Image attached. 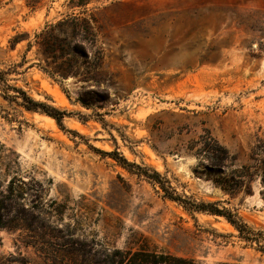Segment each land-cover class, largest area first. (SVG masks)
Wrapping results in <instances>:
<instances>
[{
	"label": "rangeland",
	"instance_id": "obj_1",
	"mask_svg": "<svg viewBox=\"0 0 264 264\" xmlns=\"http://www.w3.org/2000/svg\"><path fill=\"white\" fill-rule=\"evenodd\" d=\"M30 1L0 0V69L68 113L77 135L0 92V264H105L141 249L264 264L224 218L187 213L95 151L116 150L264 236V0ZM203 139L228 152L224 167L200 153ZM243 166L238 192L214 183Z\"/></svg>",
	"mask_w": 264,
	"mask_h": 264
},
{
	"label": "trees",
	"instance_id": "obj_2",
	"mask_svg": "<svg viewBox=\"0 0 264 264\" xmlns=\"http://www.w3.org/2000/svg\"><path fill=\"white\" fill-rule=\"evenodd\" d=\"M30 0H27V5L33 7ZM12 69L3 70L0 69V92H2L3 99L14 103L26 112L38 113L45 115L53 119L57 126L65 132H69L77 135L76 132L65 130L63 126V119L69 114L65 111H61L47 103L35 101L31 98L26 91L19 87L11 86L8 84L10 79L8 76L13 72ZM79 104L82 107L89 108L88 104L82 100L78 99ZM95 150V149H94ZM97 153L108 156L112 158L120 167L124 168L131 174H135L138 177H143L152 185H158L160 190L163 192V197L173 201L180 205L184 211L189 214H207L211 216L222 217L225 221L231 225L238 233V238L247 243H256L258 250L264 254V245H261V240H264L263 234L255 232L249 228L236 213L227 210L226 208L220 207L218 203H204L197 202L190 197L185 195H179L174 188L171 187L170 183L163 178L159 173L150 168L140 167L134 163L128 162L120 153L116 150L111 153L102 152L95 150ZM200 153L211 162L214 166L224 167L225 163L228 161V152L219 145L215 139L206 140L203 139L202 147ZM248 168L243 166L240 168L239 172H244L246 174H241L236 179L234 177H226L224 179L217 178L214 176V183L227 194H234L239 191L244 181L249 178L247 174ZM216 177V178H215ZM237 181V182H236ZM236 182L235 185L232 183ZM264 182V177H263ZM8 188V195H12V190ZM11 202V198H8ZM0 203L2 201L0 200ZM20 216L23 222L26 223V227H32V224L37 221V217L33 215L30 211L21 208ZM32 221L30 222L29 218ZM117 253V259L106 256L104 259L105 264H193L185 258H178L171 255H156L154 253H149L144 250H137L135 252Z\"/></svg>",
	"mask_w": 264,
	"mask_h": 264
}]
</instances>
